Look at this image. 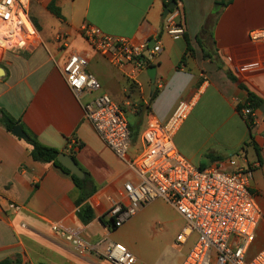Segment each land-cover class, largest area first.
<instances>
[{
  "label": "crops",
  "instance_id": "obj_1",
  "mask_svg": "<svg viewBox=\"0 0 264 264\" xmlns=\"http://www.w3.org/2000/svg\"><path fill=\"white\" fill-rule=\"evenodd\" d=\"M171 2L31 0L40 42L31 49L1 53L0 111L18 120L40 144L72 156L96 192L81 202L71 177L34 161L26 140L14 136L0 120V262L112 264L100 256L111 242L130 250L136 264H161L150 251L135 248L123 231L133 218L120 227H113L109 219L113 202L125 200L124 185L140 179L85 117L84 104L101 95L114 97L133 134H139L137 140L133 137L130 161L142 151L141 135L148 126L166 125L185 103L189 114L174 135L183 157L200 168L222 161L227 171L233 170L231 159L241 167L258 165L251 190L263 218L249 256L264 251V114L260 108L254 110V146L247 118L238 109L247 105L249 94L264 104V41L251 40L254 32L264 31V0H176L183 5L185 26V35L177 39L163 30V13ZM51 5L60 16L50 11ZM86 24L113 38L156 42L161 52L132 77L133 63L117 66L109 53L96 50L84 38L81 28ZM73 54L89 58L88 70L100 85L98 92L82 100L74 96L62 73ZM151 67L156 68L154 90L147 74ZM72 141L77 143L74 149ZM12 203L20 211L11 210ZM154 203L152 211L174 225L177 242L184 218L165 200ZM85 206L92 209L89 221L83 218ZM54 225L81 240L86 250L80 252L58 237Z\"/></svg>",
  "mask_w": 264,
  "mask_h": 264
},
{
  "label": "built area",
  "instance_id": "obj_2",
  "mask_svg": "<svg viewBox=\"0 0 264 264\" xmlns=\"http://www.w3.org/2000/svg\"><path fill=\"white\" fill-rule=\"evenodd\" d=\"M31 0H0V56L4 51L34 48L40 42L39 31L30 16ZM183 5L177 3L164 21V32L177 39L185 35ZM81 33L98 51L110 54L111 62L123 67L133 63L136 76L147 69L161 52L156 45L145 57L149 42H133L113 38L100 29L84 25ZM253 42L264 41V31L251 35ZM89 58L82 54L69 56L63 66V76L78 100L100 89L99 82L89 72ZM86 119L94 130L126 162L139 177L138 184L124 185L125 200L114 201L108 212L113 227H120L134 218L142 208L162 199L184 218L185 226L177 238L180 245L192 236L197 240L183 264H264V251L250 257L263 212L252 193L254 168L241 167L231 159L232 171L221 161L208 168L193 165L174 145V135L189 114V105L178 106L168 123L150 124L142 133V151L128 159L133 138L122 108L108 95L93 98L84 104ZM243 116H254V110L244 108ZM74 149L77 143L72 141ZM10 209L20 211L14 203ZM55 234L83 252L86 245L61 227L54 225ZM102 258L112 264H136L133 253L121 244L108 242Z\"/></svg>",
  "mask_w": 264,
  "mask_h": 264
},
{
  "label": "rangeland",
  "instance_id": "obj_3",
  "mask_svg": "<svg viewBox=\"0 0 264 264\" xmlns=\"http://www.w3.org/2000/svg\"><path fill=\"white\" fill-rule=\"evenodd\" d=\"M32 17L33 13L31 19ZM111 93L115 95V92ZM111 98L114 97L111 96ZM155 206H157L156 203H152L142 208L143 210L146 208L145 211L139 212L130 222L125 224L123 231L129 233L131 243L135 248L150 251L153 260H157L161 264H178L179 259L195 245L197 236H192L187 245L178 244L174 225L163 215L153 212Z\"/></svg>",
  "mask_w": 264,
  "mask_h": 264
},
{
  "label": "trees",
  "instance_id": "obj_4",
  "mask_svg": "<svg viewBox=\"0 0 264 264\" xmlns=\"http://www.w3.org/2000/svg\"><path fill=\"white\" fill-rule=\"evenodd\" d=\"M172 1H176V0H172ZM50 11L53 14H55L56 16H60V12L53 5L50 6ZM229 76L232 79V81L238 82L237 78L234 77L232 74H229ZM240 87L244 88V86L242 84H240ZM155 97H156V91H154V93H153L152 100ZM262 104H263V100L255 97L253 94H249L247 105L243 106V107H239L238 109L240 112H242L243 108H245V107L251 108L252 110H257L261 107ZM0 120L4 123L6 129L11 133L13 132V129L16 126L20 125V122L18 120H16L11 115H9L7 112H4V111H2V113H1ZM247 121H248V126L251 130L252 144L255 146V143L253 140V131L255 128L254 119H253V117L249 116L247 118ZM130 129H131V127H130ZM131 131H132V129H131ZM138 135L139 134H136V135L133 134V131H132V138L134 137V140H137ZM26 142L31 147L30 156L34 161L42 163V164H46V165H53L54 167L59 169L62 173L71 177V179L75 183L76 187L81 192V202L86 201L88 198H90L96 192V187L93 184L91 178L87 174H86L85 179L81 180V179L77 178L76 176H74L69 170L64 168L58 162V156L60 154V151H58L54 148L46 147V146L40 144L39 142H37L32 137H29V139L26 140ZM83 211H84L83 218L85 221H89L93 218V213H92L91 207L85 206L83 208ZM0 264H15V262L3 261V262H0Z\"/></svg>",
  "mask_w": 264,
  "mask_h": 264
},
{
  "label": "water",
  "instance_id": "obj_5",
  "mask_svg": "<svg viewBox=\"0 0 264 264\" xmlns=\"http://www.w3.org/2000/svg\"><path fill=\"white\" fill-rule=\"evenodd\" d=\"M177 2L173 1L171 2L168 7L165 9L164 13H163V22L165 21L166 17L168 16V14L176 7ZM156 42H150L149 47H148V51L146 52L145 56L148 57V55L150 54V51L154 48ZM147 74L150 77V79L152 80L153 83V90L155 87V80H156V68L155 67H151L147 70ZM3 75V70L0 68V76ZM261 112L264 114V104L261 105L260 107ZM0 115H1V111H0ZM13 135L16 136L19 139L22 140H28L29 136L27 135V133L23 130V128L18 125L13 129ZM58 162L67 170H69L74 176H76L77 178L84 180L85 179V173L80 169V167L78 166L76 160L65 153H60L58 156Z\"/></svg>",
  "mask_w": 264,
  "mask_h": 264
}]
</instances>
